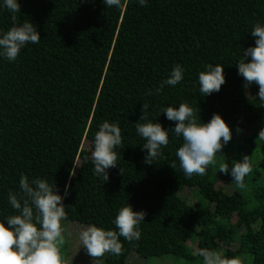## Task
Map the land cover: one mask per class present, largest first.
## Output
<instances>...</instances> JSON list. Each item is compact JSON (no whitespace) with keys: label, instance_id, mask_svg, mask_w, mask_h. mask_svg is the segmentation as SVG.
<instances>
[{"label":"trees","instance_id":"trees-1","mask_svg":"<svg viewBox=\"0 0 264 264\" xmlns=\"http://www.w3.org/2000/svg\"><path fill=\"white\" fill-rule=\"evenodd\" d=\"M18 2L13 22L0 0V36L27 20L41 39L22 47L15 61L0 55V222L18 214L8 196L22 194L26 175L29 183L46 179L56 188L67 220L78 224L118 232L113 221L121 207L146 213L140 239L120 237L121 254L106 253L103 264L168 254L194 262L203 259L201 249L264 264V141L256 142L264 103L258 85L245 88L238 72L256 43L251 31L264 26V0H146L143 6L121 0V7L103 0ZM209 64L223 65L226 82L204 96L198 77ZM176 65L184 69L183 80L157 94ZM181 103L193 108L198 123L220 114L235 136L204 176L184 174L176 156L183 138L161 112ZM143 104L149 105L147 119L169 132L152 164L145 163L146 141L136 131L137 122H147L140 121ZM105 121L118 124L122 136L107 182L94 173L91 157ZM250 154L252 172L246 188L238 189L219 163L231 170L233 161ZM189 239L197 241L194 255L187 251Z\"/></svg>","mask_w":264,"mask_h":264},{"label":"clouds","instance_id":"clouds-1","mask_svg":"<svg viewBox=\"0 0 264 264\" xmlns=\"http://www.w3.org/2000/svg\"><path fill=\"white\" fill-rule=\"evenodd\" d=\"M107 7H121V0H103ZM143 6L146 0H139ZM4 4L12 13L15 22L16 13L21 12L18 0H4ZM251 35L256 37L254 47L246 49L244 59L238 62V72L246 81L245 88L255 83L259 87L257 98L264 103V26L257 23ZM41 36L35 25L30 21L23 24H13L0 36V55L9 61H15L22 47L29 42L38 44ZM248 57L251 60L248 61ZM184 78V69L176 65L169 78L164 80L156 89L159 94L164 85L176 86ZM200 92L211 95L219 92L225 84L223 65H207L206 71L199 73ZM149 95L152 94L149 90ZM149 105L143 104L140 121L136 123V131L146 142L147 151L145 163L152 164L162 155L161 148L169 143V132L160 123L147 119ZM170 121L175 122L173 133L183 138V144L176 152L180 168L188 177L204 176L209 165L215 166L217 153L232 139V131L220 114H214L207 123H198L196 112L186 103L179 108L167 107L162 109ZM238 131H242L238 129ZM264 141V129L259 131L256 142ZM121 129L116 123L105 121L95 133L91 151L94 173L104 181L109 180L108 170L116 168L118 153L115 151L121 145ZM172 167V166H171ZM121 173L124 169H120ZM230 174L238 189L246 188L245 177L252 172L250 156L245 155L240 161H233L231 170L229 164L219 163V172ZM21 195L9 193L8 201L18 214L9 215L7 224L0 222V264H66L62 257L61 247L65 243L62 221L67 219L64 197L57 193L46 179H34L22 175L20 178ZM67 194V193H65ZM144 211H134L131 205L119 209L113 223L117 231L104 230L95 225L87 226L79 233V241L93 264H100L106 253L120 255L122 243L120 237L127 241L139 240L141 232L138 225L145 221ZM198 255L203 258V264H241L238 258H225L219 252L201 249Z\"/></svg>","mask_w":264,"mask_h":264},{"label":"rangeland","instance_id":"rangeland-1","mask_svg":"<svg viewBox=\"0 0 264 264\" xmlns=\"http://www.w3.org/2000/svg\"><path fill=\"white\" fill-rule=\"evenodd\" d=\"M234 138L235 136L232 135L231 141L226 145L228 144L231 145V142L234 141ZM238 141H240L239 143H241L243 140L239 138ZM248 156L251 157V154ZM263 167H264V163H263ZM61 223H62V227L64 228V238H65V243L61 247V250L64 249V247H67L66 254L64 255L66 264H93L92 258L87 254L86 250L82 247L79 241L80 231L90 225L81 224V223L78 224V222H72L67 219L63 220ZM196 242L197 241L194 242L191 239H189L187 243V251L193 255L196 249H199L195 245ZM217 252H220V250H218ZM104 257L101 258L100 264H103ZM129 261L131 264H203V259L200 261L197 260L191 262L190 260L185 259L184 257H179L172 254L164 255L161 257L160 256L151 257L150 259H140L137 256H131L129 258Z\"/></svg>","mask_w":264,"mask_h":264}]
</instances>
